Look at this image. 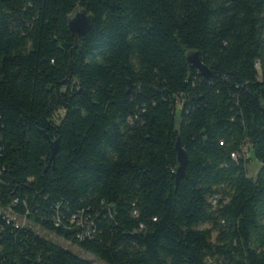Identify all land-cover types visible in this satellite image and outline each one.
Here are the masks:
<instances>
[{"label":"trees","instance_id":"trees-1","mask_svg":"<svg viewBox=\"0 0 264 264\" xmlns=\"http://www.w3.org/2000/svg\"><path fill=\"white\" fill-rule=\"evenodd\" d=\"M79 10L93 24L76 48ZM217 216L230 226L213 238ZM258 219L264 0H0V264H92L34 229L103 264H264Z\"/></svg>","mask_w":264,"mask_h":264},{"label":"water","instance_id":"water-1","mask_svg":"<svg viewBox=\"0 0 264 264\" xmlns=\"http://www.w3.org/2000/svg\"><path fill=\"white\" fill-rule=\"evenodd\" d=\"M93 18L87 14L85 10H79L68 20V32L75 39V47L77 48L79 41L91 30ZM188 65L197 70L200 76L209 81L212 79L211 72L203 65L198 53H190L186 57ZM51 160L54 159L58 152V140L50 141ZM175 151L177 155L178 168L176 171V184L185 176L187 166V155L182 148L179 138L175 143Z\"/></svg>","mask_w":264,"mask_h":264},{"label":"clouds","instance_id":"clouds-1","mask_svg":"<svg viewBox=\"0 0 264 264\" xmlns=\"http://www.w3.org/2000/svg\"><path fill=\"white\" fill-rule=\"evenodd\" d=\"M134 67L136 70H140V65L136 63L135 61ZM250 159L253 161V171L251 173L252 178H255V173L260 169L262 166L261 161L256 159L255 157H250ZM220 195H223L224 202L223 204L217 205V207H225L227 206L228 202L232 198V191L231 189L225 188L223 193H220ZM138 214V213H137ZM153 221L158 220V217H153ZM218 226L213 228L211 224L206 225L208 228H213L212 235L213 238L219 236L222 231H228L230 226V221L228 218L217 216ZM258 227H259V233H253L250 241L249 246L254 250L255 254L257 255V258L264 261V220L258 219L257 221ZM145 229L144 224H140L138 230L143 231ZM214 243H219V241H216L214 239ZM224 243H229L230 245L234 244L235 241H229L225 240ZM167 260V258H163ZM201 264H232L231 261L227 259V257L219 255V254H209L207 251L204 252V254L201 256Z\"/></svg>","mask_w":264,"mask_h":264},{"label":"rangeland","instance_id":"rangeland-1","mask_svg":"<svg viewBox=\"0 0 264 264\" xmlns=\"http://www.w3.org/2000/svg\"><path fill=\"white\" fill-rule=\"evenodd\" d=\"M253 171V161H250L248 167H247V175L248 177L252 178L251 176V173ZM257 172L255 173V176L257 175ZM201 229H208V227L206 226H202ZM34 231L39 234L40 236L44 237L45 239L49 240L51 243L53 244H56L70 252H72L73 254L77 255L78 257L84 259V260H87L89 262H91L92 264H103L101 262H99L98 260H96L95 258L83 253L82 251H80L77 247L69 244V243H66L64 242L63 240L61 239H58L52 235H47L41 231H39L38 229H34Z\"/></svg>","mask_w":264,"mask_h":264},{"label":"built area","instance_id":"built-area-1","mask_svg":"<svg viewBox=\"0 0 264 264\" xmlns=\"http://www.w3.org/2000/svg\"><path fill=\"white\" fill-rule=\"evenodd\" d=\"M243 152H244V154H246V151H243ZM233 156H236V155L233 154ZM211 202H212L211 204L214 206L215 197L212 198ZM7 218L9 220V222L14 223L16 227H24L27 225L25 219H20L16 215H14L13 213L7 212Z\"/></svg>","mask_w":264,"mask_h":264},{"label":"bare ground","instance_id":"bare-ground-1","mask_svg":"<svg viewBox=\"0 0 264 264\" xmlns=\"http://www.w3.org/2000/svg\"><path fill=\"white\" fill-rule=\"evenodd\" d=\"M215 202H216V199H215ZM215 202H214V204H215Z\"/></svg>","mask_w":264,"mask_h":264}]
</instances>
